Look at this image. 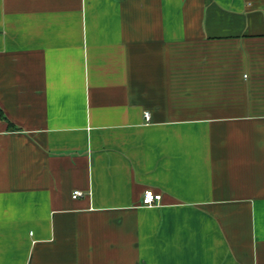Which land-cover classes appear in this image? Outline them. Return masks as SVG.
<instances>
[{
  "label": "crops",
  "instance_id": "1",
  "mask_svg": "<svg viewBox=\"0 0 264 264\" xmlns=\"http://www.w3.org/2000/svg\"><path fill=\"white\" fill-rule=\"evenodd\" d=\"M0 264H264V0H0Z\"/></svg>",
  "mask_w": 264,
  "mask_h": 264
},
{
  "label": "built area",
  "instance_id": "2",
  "mask_svg": "<svg viewBox=\"0 0 264 264\" xmlns=\"http://www.w3.org/2000/svg\"><path fill=\"white\" fill-rule=\"evenodd\" d=\"M146 119L149 121L150 120V115L149 113L146 114ZM83 193L82 192H75L74 194V199H77L79 197H82ZM162 200V196L159 194H156L153 190L150 189V191H147L142 199V204L146 207V208H152L155 207L157 205H159V203Z\"/></svg>",
  "mask_w": 264,
  "mask_h": 264
}]
</instances>
